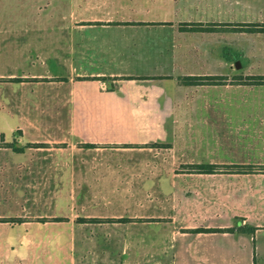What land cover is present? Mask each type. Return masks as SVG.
<instances>
[{
  "label": "crops",
  "instance_id": "crops-1",
  "mask_svg": "<svg viewBox=\"0 0 264 264\" xmlns=\"http://www.w3.org/2000/svg\"><path fill=\"white\" fill-rule=\"evenodd\" d=\"M257 3L0 0V264H264Z\"/></svg>",
  "mask_w": 264,
  "mask_h": 264
},
{
  "label": "rangeland",
  "instance_id": "rangeland-1",
  "mask_svg": "<svg viewBox=\"0 0 264 264\" xmlns=\"http://www.w3.org/2000/svg\"><path fill=\"white\" fill-rule=\"evenodd\" d=\"M251 9L250 8H247L245 13L243 15H240L241 17L244 18V20H263L264 19V4H253ZM247 41L248 43H250V50H252V52L255 53L254 57H258V55H261L264 57V34H258V35H247ZM263 46L262 47V50L261 51L259 49V46ZM24 49V47H23ZM24 59H28V58H24ZM9 66L12 65V66H15V65H18L19 63H15V62H10V63H7ZM30 65V61L29 59L28 60H22L21 62V67H22V70L24 68H26L27 66ZM61 68V67H60ZM57 69L59 71H61V69H59V67H57ZM251 71H254V70H259L260 68L253 66L252 68H250ZM248 69V70H250ZM30 88L28 86H23L21 89H20V93H16V97L19 98L21 100V106H22V111H23V114L26 116L28 115L29 117L31 118H41V117H46V116H53V117H61V111H45L46 113L43 115V111H36L35 109L34 110H29V108L31 109L32 107L30 106V103L31 102V94H30ZM45 97H47L48 99L49 98H52V94H50L49 92L46 93L44 95ZM55 96V98L58 96L56 95L55 93L53 94V97ZM253 95L252 94H249L247 92V95H246V98L247 100H249ZM249 97V99H248ZM262 97L264 99V93H262ZM180 179L177 178V182H179ZM247 230H249L248 228H246ZM257 237H256V242L258 244H261V245H264V228L262 229V231L259 233H256Z\"/></svg>",
  "mask_w": 264,
  "mask_h": 264
},
{
  "label": "trees",
  "instance_id": "trees-1",
  "mask_svg": "<svg viewBox=\"0 0 264 264\" xmlns=\"http://www.w3.org/2000/svg\"><path fill=\"white\" fill-rule=\"evenodd\" d=\"M192 29H201L199 25H194L191 27ZM232 30H239V31H247V32H264V23H243L241 25H238L236 27H231ZM182 83L185 84H196V83H202L203 81H208L206 78H200V77H181L179 79ZM241 81L245 84H251V85H260L264 84V74L262 75H248L244 79H241ZM199 170H203L206 172H211L215 165L207 164V165H198L196 167ZM91 220H97L92 218ZM240 231H246V227H238L237 228ZM197 230H207L204 228H198ZM210 230V229H208Z\"/></svg>",
  "mask_w": 264,
  "mask_h": 264
},
{
  "label": "water",
  "instance_id": "water-1",
  "mask_svg": "<svg viewBox=\"0 0 264 264\" xmlns=\"http://www.w3.org/2000/svg\"><path fill=\"white\" fill-rule=\"evenodd\" d=\"M236 64H239V63L236 62Z\"/></svg>",
  "mask_w": 264,
  "mask_h": 264
}]
</instances>
